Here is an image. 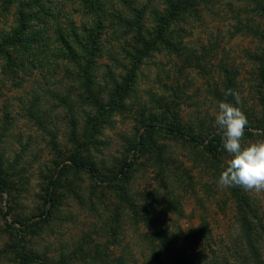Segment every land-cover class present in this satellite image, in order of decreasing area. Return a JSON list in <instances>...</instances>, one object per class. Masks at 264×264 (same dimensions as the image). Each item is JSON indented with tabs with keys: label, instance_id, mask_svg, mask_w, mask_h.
Instances as JSON below:
<instances>
[{
	"label": "rangeland",
	"instance_id": "obj_1",
	"mask_svg": "<svg viewBox=\"0 0 264 264\" xmlns=\"http://www.w3.org/2000/svg\"><path fill=\"white\" fill-rule=\"evenodd\" d=\"M197 2L161 34L164 0H138L149 8L135 27L120 0H107L103 26L85 0H0V43L28 28L0 53V264H19L18 251L56 263L156 264L150 244L202 226L190 254L240 264L234 190L264 214V0ZM22 4L32 5L25 22ZM153 124L213 140L220 155Z\"/></svg>",
	"mask_w": 264,
	"mask_h": 264
},
{
	"label": "trees",
	"instance_id": "obj_2",
	"mask_svg": "<svg viewBox=\"0 0 264 264\" xmlns=\"http://www.w3.org/2000/svg\"><path fill=\"white\" fill-rule=\"evenodd\" d=\"M124 4L128 5L130 10L135 14L136 20L133 25H131L127 18L121 16L128 26H139V22L141 19L147 14L148 6L142 5L140 6L138 0H120ZM166 2V7L164 10H157L155 12L156 21L160 24L159 33L163 34L167 29L171 27V24L187 9L195 7L198 3V0H164ZM86 5L90 11V14L96 18V23H99L100 26L105 24V20L107 19V0H85ZM105 2V3H104ZM105 4V5H104ZM32 5H24L22 4L19 13L22 21H26L23 19L25 16L24 10L28 7L31 8ZM124 15V14H123ZM27 26L25 23H20L19 28L15 29L14 36L11 38L4 40L3 43H0V53L6 54V50L4 46L6 43H12L16 41L18 38L22 39V37L27 32ZM88 36L89 45L86 46L88 50V55L90 57L87 60L86 65H94L95 59L93 57L96 54L95 48L92 46V39ZM19 39V41H20ZM156 40H164L159 34L155 38ZM143 44H148L147 41H143ZM92 41V42H91ZM28 43V42H27ZM29 44V43H28ZM70 46V45H69ZM10 55V54H9ZM8 66L9 70L13 71L12 68L16 67ZM262 82L264 83V72L262 75ZM102 108L100 107V111ZM233 119V118H232ZM155 131H163L165 133H170L179 138H185L195 143L201 144L204 148L212 153L213 156L219 157L220 153L215 150L213 147V140L209 143H206L203 140H199L195 136H191L190 134L182 131L181 129L175 128L171 129L168 127H158L153 124L151 127ZM146 146L145 135H142L140 140H138L134 146V149L138 151L133 157L132 160H126L125 163L120 167L118 171V179L119 181H124L129 179L130 174L134 171L136 166V161L140 158V154L144 150ZM74 165L79 170L87 171L92 177H97V168L90 162L84 159H72ZM248 174V173H247ZM119 175H121L119 177ZM249 176H257V174L249 173ZM55 184V180H50L51 185ZM239 184V182H238ZM8 186V182L6 178H0V188L5 190ZM50 189V188H49ZM238 189L234 190L233 198L236 204V219L239 224V233L238 237L235 239V243L237 244L238 255H231L236 261L243 262V264H264V214H261L257 207H254L250 199L246 198V196H242L239 193H236ZM236 193V194H235ZM119 199L122 201L127 200L125 194L119 196ZM145 214L147 211L145 209L142 210ZM139 212V210L137 211ZM150 213V212H149ZM207 232L208 229L205 226L198 227L195 229H189L187 231L179 230V235L176 237L172 233H167L166 238H158V243L150 244L152 246V253L154 262L157 264H208V261L205 259L206 255H201V250H197L194 255L190 254V246L191 244L198 243L199 235ZM240 250V251H239ZM241 252V253H240ZM15 257L18 260L19 264H68L65 258H62L59 263H56L55 260L48 258V255L44 257L42 255H24L21 252H17ZM93 257V255H92ZM227 262H229V258H227Z\"/></svg>",
	"mask_w": 264,
	"mask_h": 264
}]
</instances>
